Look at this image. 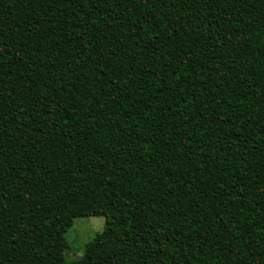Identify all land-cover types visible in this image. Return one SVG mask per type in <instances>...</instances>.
I'll use <instances>...</instances> for the list:
<instances>
[{
	"label": "trees",
	"instance_id": "trees-1",
	"mask_svg": "<svg viewBox=\"0 0 264 264\" xmlns=\"http://www.w3.org/2000/svg\"><path fill=\"white\" fill-rule=\"evenodd\" d=\"M0 264H264V0H0Z\"/></svg>",
	"mask_w": 264,
	"mask_h": 264
},
{
	"label": "rangeland",
	"instance_id": "rangeland-1",
	"mask_svg": "<svg viewBox=\"0 0 264 264\" xmlns=\"http://www.w3.org/2000/svg\"><path fill=\"white\" fill-rule=\"evenodd\" d=\"M103 216H87L56 222L48 225L55 236L59 248L64 251L69 261H77L84 253V248L97 234L104 230Z\"/></svg>",
	"mask_w": 264,
	"mask_h": 264
}]
</instances>
